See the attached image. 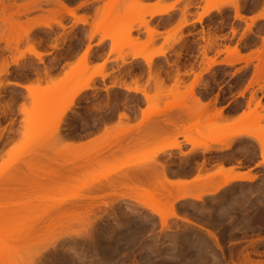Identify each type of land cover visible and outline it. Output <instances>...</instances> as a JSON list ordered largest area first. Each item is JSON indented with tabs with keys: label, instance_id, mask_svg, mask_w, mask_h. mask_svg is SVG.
<instances>
[{
	"label": "rangeland",
	"instance_id": "rangeland-1",
	"mask_svg": "<svg viewBox=\"0 0 264 264\" xmlns=\"http://www.w3.org/2000/svg\"><path fill=\"white\" fill-rule=\"evenodd\" d=\"M104 1V8L100 9L98 17L92 23V37L99 35L100 41L110 40L108 56L102 64L95 66V70L89 71L86 55L90 53L91 46L88 44V53L85 52L84 55L86 58L80 56L57 76L52 73L57 71L63 58L54 53L46 62L42 46L46 41H50L51 35L41 29L48 25L50 28L58 26L65 30L62 16L57 12L58 7L50 6L49 0L2 1L0 67L3 61L9 66L7 74L0 77L1 84L7 83L0 88V107L7 105L9 109L5 114L0 110V175L7 168L20 165L21 159L25 157L23 160H27V154L36 152L35 150L42 151L45 155L43 163L46 159H55L56 152L60 153L62 158L76 160L75 165H80V161L83 164L85 159L80 158L84 157L90 162H85L87 165L84 163V170L75 176L69 185L53 191V194H44L54 202L66 201L65 199L73 201L76 195L87 196V192L81 190L83 187L105 175L108 177L109 173L110 179L115 178L113 173L116 170L136 171L142 164L135 166L137 160H146L144 163L156 162L158 147L174 143L180 147L179 138L182 137L185 142L191 144V148L193 143L207 144L210 150L201 154L194 153L185 160L181 159L180 165L191 166L194 162H202L203 165L227 162L233 158L243 166H253L260 160L256 166L258 180L234 183L200 201L180 203L177 210L187 213L193 220L179 217L171 198H163V189L159 190L157 187L161 184V177L157 170L149 172L150 167L148 170L144 169V175H139L140 179L137 176L132 183L127 182L126 186L121 184L124 187L119 185V189L114 188L117 190H106L92 195V199L96 197L94 200L98 203H94L97 206L94 205L92 212L89 211L91 213L85 215L88 211L82 213L78 210L80 212L63 215L64 217L56 218L49 229L41 230V224L37 223L45 217L60 216V212H41L53 207L51 201L24 206L10 204L5 212L0 213V264H110L112 261L111 264H264V157L262 158L260 152V158L258 157L256 143H259L255 138L246 136L247 138L237 141L236 150L232 153L218 152L211 146L215 138L232 141L238 130L255 135L264 134V0H203V10L234 3L237 4L236 8H240L238 7L237 12L232 15L225 6L220 13L211 12L214 14L205 17L206 21L201 22L199 26L186 30L184 27L188 24L190 12L187 10L188 6H185L180 18L166 31L159 47L155 46L158 30L173 23L174 17L165 16L149 23L146 20L148 14L137 13L144 12L149 6L166 5L162 0H156L154 3H145V0ZM54 2L56 4L61 1ZM25 3L30 10L21 14L20 6ZM248 12H257L258 18L249 23L238 21ZM86 20L79 17L75 22ZM141 20L146 21L147 27L140 23ZM184 22L186 25L179 27ZM37 23L44 25L32 30ZM155 24L159 27H155ZM129 27H132V30L127 34ZM148 27L155 29V32H145ZM143 33L146 34L145 38H142ZM71 34L78 38L81 31ZM26 35H30V40ZM232 48L240 55L247 56L249 60L227 65V68L213 76L212 83L230 78V81L235 82L237 79L240 86L245 85V91L251 90L245 102V111L236 128L221 120L222 114L219 116L217 112L211 113L208 108L204 110V107L198 106L197 103L190 107V101L193 99L189 95V86L185 83L190 74L194 78L200 75L199 79L196 78L199 82L208 68L207 61L209 64V59L214 58L218 62V58ZM57 49L58 44L53 45L52 50ZM31 50L40 53L41 57H34L30 54ZM156 50L165 53L173 50L174 55L171 59L153 62L149 67L139 61L142 56ZM112 56L115 57L114 60L110 59ZM113 61L119 62L120 80L114 79L103 87V91L92 86L95 92L79 93L71 100L67 95L68 90L82 84L90 72L101 71L108 76L106 65ZM122 61L127 63L123 64ZM124 66L127 67L123 68ZM181 69L185 71L181 72ZM176 73L181 76L178 78ZM12 76L16 79H30L31 91L24 94L22 91L6 87L9 85L7 77ZM129 76L133 78L134 86L142 88L149 95L142 124L131 123L129 120L125 122V119L118 117L123 112L135 113L141 105L139 95L124 93L115 88L116 86L110 87ZM141 81L144 82V87H140ZM107 88L109 90H106ZM257 90L261 91L259 100ZM70 101L73 105L71 104L70 110L62 118L60 129L61 136H65L62 140H66L44 143L45 138L53 133V126ZM185 103L186 108L190 109L189 121L169 119L162 122L159 117L164 113L153 112L165 105L181 110L180 105ZM237 105L241 106L240 102H237ZM186 108H183V111H188ZM253 109L255 113L249 115ZM164 125L175 129L167 138L162 137ZM125 134L127 135L124 136ZM118 136L122 140L118 139ZM146 136L152 142L147 151H141L142 143L145 144L142 137ZM117 140L120 142L117 143ZM220 144L223 149L222 143ZM166 157L169 164L175 160L172 155ZM151 159L155 160L148 161ZM58 161L62 163L63 160ZM158 161L155 164L162 163ZM162 164L165 170L166 163ZM147 180L153 184L145 185ZM99 184H105V181L102 180ZM167 186L164 185V188H168L166 191L171 194L173 190L187 193L185 186ZM134 200H137V203ZM15 201L17 200L11 199L9 202ZM0 205L2 206L3 202L0 201ZM154 209L161 210L167 217L164 227L160 225ZM171 213L178 217H172ZM83 217H88V227L83 223ZM171 218H178L185 223L170 222Z\"/></svg>",
	"mask_w": 264,
	"mask_h": 264
},
{
	"label": "crops",
	"instance_id": "crops-1",
	"mask_svg": "<svg viewBox=\"0 0 264 264\" xmlns=\"http://www.w3.org/2000/svg\"><path fill=\"white\" fill-rule=\"evenodd\" d=\"M49 1H50L49 3L50 6L55 5V2H54L55 0H49ZM60 1L68 8L74 9L75 12L73 16L63 14L62 19H63V25L65 27V30H63V28L58 27V26H52L50 29L47 27H44L41 29L46 34L49 33L51 35L50 41H46L44 45L42 46L43 52L45 54L44 59L47 62L53 56L54 53L60 54L62 56L63 61L60 63L59 68L57 69L56 72L52 73L53 76H57V75L62 74L63 70L66 69L67 65L73 64L80 56H82L85 53L88 47V44H90L91 49H90V53L87 55L88 57L87 60H88V65H89V71H93L95 70V66L103 63L106 56H108L110 47H111V42L109 39L100 41L99 35H96L95 37H91L92 30H93L92 23L98 17L99 15L98 13L100 9L104 8L105 1L104 0H60ZM155 1L156 0H145V3H154ZM162 3H165L166 5H173L174 9L169 13V15H156L153 17L147 16L146 20L149 23H152L154 20H158L159 18H162L165 16H173L174 22L169 24L166 27H160V29L158 30L159 35L157 36V41L155 43L156 47H159L162 44V40H163V37L165 36L166 31L171 29L172 26L176 23V21L180 18L182 14V9L185 6H188L187 10H189L190 12L188 16V24L184 27L185 30L187 28L199 26L201 22L206 21L207 19V18H204L200 23L196 21L198 14L202 12L204 5H205L203 0H162ZM54 7H57V6H54ZM225 8L229 9L232 12V15L235 14V10L232 5H228ZM211 14H214V13H211ZM257 15H258L257 12H250V13L248 12L244 14L243 18L239 19L238 21L242 23H249L251 20L250 18L252 17L258 18ZM79 17L86 18L87 19L86 22L76 23L75 21ZM76 31H81V36L78 38L75 35L71 34V32H76ZM193 35H195V33ZM145 37H146V34L143 33L142 38H145ZM55 44H58V49L52 50V47ZM173 55H174L173 50H169L168 52L165 53L164 56H160L156 58L154 62L171 59ZM226 57H227V54L225 53L222 54L218 58V62H219L218 64L208 67L209 69L206 68L205 72H203V78L198 82V85L195 86L196 83L193 81L194 77L191 74L189 75L190 77L185 83L188 86L190 85L191 88L193 87L191 83L193 82L195 83V84L193 83L195 86L194 87L195 89L193 88L195 90V94H197L198 92L197 95L201 97L200 103H197L198 106L206 107V105H208L207 108L210 110L211 113H216V111L220 109L219 107H222L221 109L223 111H222V115L220 116V119L230 123V126H232V128H236L238 126V121L242 113L245 111V102L250 96L251 90L248 89L245 91V85L240 86L237 82L238 81L237 79H235V82L230 81L231 80L230 78L228 80H224V81L219 80L218 82L212 83L213 76L216 75L219 71L227 68V65L223 63V61L225 62L227 60ZM114 58L115 57L112 56L110 59L114 60ZM139 61L142 62V60H139ZM118 66H119V62L116 63L113 61V62L108 63L106 65V72L109 73V75L106 76L104 79L98 75L93 76L91 79V85L94 87H98L100 91H103L104 86H107L114 79H119ZM125 67L127 66H124L123 68ZM184 71L185 69H181V72H184ZM188 73H191V72L188 71ZM7 79L9 80L8 82L18 81L22 84H27V85H29V83L31 82L30 79H26V78L16 79L13 76L7 77ZM118 83L119 85L123 84V86L127 85L132 88L134 87L133 78L131 76L123 78V80L118 81ZM139 85L140 87H144V82L141 81ZM6 87H10L15 90L22 91L24 94H26L27 92V90L20 88V87H16L12 84H9ZM115 88L120 89L124 93H127V94H134V95L140 96V99H141L140 107L136 110L135 113H130V114L127 113V116L129 115L128 117L131 123L140 122L142 124L143 123L142 122L143 121V111L145 110L147 106V101L145 100V98H143V96L139 93H136L133 91H127L121 87L118 88L117 86ZM151 89L152 88L150 87V90ZM93 92H95L94 89H90V90L84 91L83 93H93ZM260 92L261 91L257 90L258 99H261ZM214 101H215V104L212 103ZM237 102H240L241 106H238ZM195 104L196 102H194V100L190 101V107L194 106ZM18 107L19 105L17 106V108ZM171 109L164 112L163 115H160L161 117L159 118L160 120H162V122L164 120L166 121L169 119L175 120V121L181 120L180 122H185L187 120L189 121V119L191 118L190 112L187 113L183 110L180 111L179 108H171ZM173 131H175L173 127L164 125V129L162 130L163 132L162 137L167 138V136L171 135ZM245 138L247 137L239 136V137L234 138L231 148L227 150H221L220 143H214L211 146H212V149L215 151L218 150V152H222V153H232L236 150L237 141L241 139H245ZM142 139L143 140L145 139V144L144 142L142 143L141 151H144V150L147 151V149L149 148V145H151L152 140H150L148 136H146L145 138L142 137ZM179 143H180V149L165 150L163 152L157 153L156 157H157V160H159L160 162L166 163L165 165L167 169L165 168V171L167 174L166 178L168 179V181L170 182L172 181L173 182L172 184H175V185L176 183L177 184L184 183L187 194H191V195L199 194L201 192H204L205 190L207 191L209 189L211 190L212 187L216 186L222 180V177L215 176V177L207 178V175L212 174L220 166L223 169H233L234 173L236 174L238 173V175L241 174L243 176L244 175L251 176V177L254 176L253 182L258 180V173L256 171L257 169L256 166L258 162H260V160H258L257 163H255L256 166L255 165L243 166L239 164L237 159H232L227 162H220V164L219 162H217L218 164L215 162V163L203 165L202 162H198V163L194 162L191 166L180 165L179 160L188 159L194 153L201 154L202 150L198 149L196 151L189 152L191 151V144L185 142L182 137L179 138ZM144 145L145 147L143 148ZM258 147H259L258 144H256L258 157L260 158V155H259L260 148ZM183 153H186V155H183ZM144 155L146 154H143V156ZM169 155H172L175 158V160L173 159V161L170 164L167 162V157H166ZM153 163L154 162L143 163L140 165V167L143 165L142 167L144 169H147V166L150 167L149 165H151V167H153L152 165L156 166L155 165L156 162L154 164ZM142 167L140 169H142ZM201 177L203 178L206 177V178L202 181H199L198 179ZM234 183H250V182L235 181L232 184ZM152 184L153 183L148 180L145 182V185L151 186ZM180 193H182L181 190L172 191L171 201L176 210L178 209L177 206L182 202L195 201L192 198H186L182 200L176 199L174 201L175 197L179 196ZM210 196L212 195H204L203 199L208 198ZM177 215L181 218L193 220L191 216H189L187 213L183 211L177 210ZM169 221L185 223L178 218H171Z\"/></svg>",
	"mask_w": 264,
	"mask_h": 264
},
{
	"label": "bare ground",
	"instance_id": "bare-ground-1",
	"mask_svg": "<svg viewBox=\"0 0 264 264\" xmlns=\"http://www.w3.org/2000/svg\"><path fill=\"white\" fill-rule=\"evenodd\" d=\"M2 1L3 0H0V5H1V3L3 5V2ZM25 4H27V3H25ZM25 4L24 5H21V6L19 5L21 7V9H22V11H20L21 14H23L24 12L30 10V8L28 7V4L27 5H25ZM56 4L54 6H57L59 8V9L57 8V10H58L57 12L62 17H63V14H67V15H72L73 16V14L75 12L74 9L68 8L62 2H59L57 5ZM236 5L237 4H235V3L232 4L233 8L235 7L234 10L237 12L236 9L239 6L236 8ZM225 6H228V5L227 4H221V5H218V6H215V7L205 8L204 10H202L201 13H199L198 18H197L196 21L200 23L202 21V19H204L205 17H208L211 14V12H213V11H215L217 13H220L222 11V8L225 7ZM173 9H174V7L172 5H170V6H168V5L167 6L166 5L160 6L159 5V6H154V7L149 6V8H147L144 12H140V13H137V14L141 15V13H144V14L146 13V14L149 15V17H153V16H156V15H169V13ZM239 17H240V15H239ZM250 19L253 20V19H255V17L254 18L252 17ZM140 23L141 24H145V26L147 27L146 21L141 20ZM57 24L58 25H61L60 22H57ZM43 25H44L43 23H40V24L37 23L31 29L34 30V29H37L39 27H42ZM155 25H157V24H155ZM183 25L184 26L186 25L185 22L183 24L179 25V27H183ZM45 26H47V28H50V27H48V25H45ZM150 27H148L147 29H145L146 30L145 32H148L149 34H153V32H155L154 31L155 29L153 30ZM155 27L158 28L159 26L157 25ZM131 30H132V27H129V29L127 30V34H129ZM125 32H126V30H125ZM91 37H92V35H91ZM91 37H89V38H91ZM26 38L30 40V35L29 36L26 35ZM212 40H214V39H212ZM207 42L209 43L210 41H207ZM15 49H16V47H15ZM87 51H88V48L86 49L85 52L88 53ZM226 52H227L226 54H228L227 57L229 58V60H226L225 62L223 61V63L226 64V65L234 64V62L236 63L237 61H240V62L241 61L242 62L245 61L246 62V61L249 60V58H247V56L240 55V53L238 51L236 52V49L234 50L232 48L231 50L229 49V51H226ZM86 53H84L83 56L86 55ZM150 53H149V55L147 54V56L145 55V56H142L141 57V59L144 62V64H146L148 67L150 66V64H152L154 62V60L156 58L165 55V51H162V50H160V51L159 50H156V52L153 51L151 54ZM30 54L34 55V57H36V58H40L41 57V54L40 53L34 52L33 50L30 51ZM86 56H84V58H86ZM133 58H136V56H133ZM208 59L209 58H207V60ZM209 60H210L209 61V64H208V61H207V67H211V66H214V65H216V64L219 63V62H216V60L214 58H211ZM16 63H17V59L14 60V64H16ZM126 63L127 62H123V64H126ZM262 63H264V58L262 59ZM1 64L2 65L0 67V77L2 75H6L7 74V71L6 70H7V67L9 66V64L6 61H3ZM207 69H209V68H207ZM176 74L178 75V78H179V75L181 76V74H179V73H176ZM88 75L89 76H87V78L82 82V84L80 83V85L78 84V87L76 86L75 88H71L70 90H68L67 95L70 96L71 100L76 95H78L79 93H83L84 91L90 90V89L93 88L92 85H91V79H92L93 76L98 75V76H100L103 79L106 77V74L103 73V72H101V71H98V72L96 71V72H93V73L90 72ZM177 75H176V77H177ZM198 76L200 77V75H196L195 77L197 78ZM199 77H198V79H199ZM196 78L193 79V81L196 84L192 81L195 84V86L198 85V82H197L198 79H196ZM193 83H191L193 85L192 88H191L190 85H189V89L187 88L189 90V95L192 97V99L194 100V102H196V103L199 102L200 103V101H201L200 98L201 97H199L197 95L198 92H197V94H195V90H194L195 89L194 88L195 86H194ZM6 84L7 83L1 84V81H0V88L3 87V86H5ZM9 84H12V85H14L16 87L23 88V89L27 90V92L29 90L31 91V86H30L31 84H29V85L22 84V83H20L18 81L17 82L16 81L15 82L12 81V82H9ZM113 86H117L118 88L121 87V88H123V89H125L127 91H133V92L139 93V94H141L143 96V98H145V100H147L149 98L148 93L145 90H143L142 88H139L136 85L133 88L132 87H129L127 85L126 86L125 85L123 86V84L122 85H119V83L116 84V85L114 83L112 85H110V87H113ZM106 90H109V88H107ZM216 97H215V99H216ZM249 100H250V98H249ZM249 100L247 101V103L249 102ZM212 103L215 104V101L212 102ZM71 104H72V101H70L64 107V109L60 113V116H59L58 121L53 126V128H54L53 131H52L53 133H51L47 138H45L46 140L44 141V143H46L48 141L60 142V141L66 140V139H63L62 140V138H64L65 136L64 137H62L63 135L61 136L60 129H61V123L63 122L62 121L63 120L62 118L64 117L65 113H67V111L70 110V107L73 105V104L72 105ZM208 104H210V103H208ZM257 104H258V101L256 102V105ZM186 105H187L186 103L183 104V105H180V107H182L180 111L184 110L183 108H186ZM259 106H262V105H259ZM207 107H208V105H206V107H204L203 109L206 110ZM170 108H171L170 106L165 105L162 108L156 109L153 112H154V114H156V113L159 114L160 112H163L164 113V112L168 111ZM219 108L220 109L217 110L216 112H217V115L220 116L222 114V111L223 110L221 109L222 107H219ZM7 109H9V107L7 105H3L2 107H0L1 112L4 113V114L6 112H8ZM21 109L23 110L22 107H21ZM187 110L188 111H185V112L189 113L190 109H187ZM153 112H152L151 115H153ZM124 113L125 112L120 113L118 117H119V119H125V122H127V120H129V117H128L129 115L127 116L126 115L127 113H125V114ZM253 113H255V110L254 109L249 112V115H252ZM144 119H145V117H144ZM124 131H123V133L126 132V131L125 132ZM238 131L239 132H236L235 135H233V139L236 138V137H239V136H250V137L255 138V140L260 145V148H261L260 154H261V156L263 158L264 157V136H263L264 134L262 133V134H256L255 135L254 133L251 134V132H248V131H245V130H238ZM126 135L127 134H125L124 136H126ZM124 136L122 135L121 137L123 138ZM68 137H67V139H68ZM79 137H77V138H79ZM121 137H119L118 139L122 140ZM69 138L72 139V137H69ZM74 138H75V136H74ZM186 140L187 141H190V139L189 140L186 139ZM7 141L8 140H6V142ZM116 142L118 143L120 141L117 140ZM212 143H222V146H223L222 148L223 149H221V150H227V149H230L231 148L232 143H233V140L232 141H224V140H221L220 138H215L212 141ZM171 149H180V147H179L178 144H175V143L174 144H170V145H166V146L164 145L163 147H158L156 149V152H163L165 150H171ZM197 149H201L202 152H206V151L210 150V146L207 145V144H194L193 143L192 144L191 151H189V152L196 151ZM35 151L36 152H34V151H32V153L30 152L29 154H27V156L25 155L27 160L24 161L23 159L25 157H23L21 159L22 162L20 163V161H19L20 165L17 162L16 164H18V166L16 165V166H13L11 168H7L3 172V174L0 175V201L3 202V205L2 206L0 205V213L1 212H5L9 208L10 204L17 205V206H19V205L24 206V205L29 204V203L45 204V202L51 201V204H53V207L50 210H47L46 211V209H44L41 212L42 213L52 212V211H54V213L60 212V216L58 215V216H55L54 218H51V216H49V217H45V218L41 219V221L37 223V224H39V223L41 224V230H43V229H49L54 224L55 219L56 218H60V217H64L63 215L66 216V214L68 215L69 213H75V211L77 213L78 210H80L82 213L88 211L87 213H84L85 215L91 213L92 210L94 209V205H95L94 203H96V204L98 203V202H96L94 200V198H96V197L93 196L94 198L92 199V197H91L92 195H94V194L96 195L97 193L104 192L106 190H111V191L112 190H117V189L120 188L119 185H121V184L124 183V186H126V185H128L129 182L132 183V180L134 181V179L137 178V176L140 179L141 174L144 175V168L142 167L143 165L141 166L142 169H140L141 167H138L139 169L138 168L137 169L134 168V169H136V171L133 170V169H132L133 171L129 170L131 172H127V169H126V172H125V170L122 171L123 169L122 170L121 169L120 170H116L113 173V175L115 176V178H110L109 179L108 177L111 176L110 173H109L108 174V177H107V175H105V176L102 177L103 179L102 178L101 179H98L96 181L91 182L89 185L83 187L81 190L84 191V192H87V196L86 195L83 196V194L80 195V196L79 195H76L77 198L75 197V199H73V201L72 200L65 199L66 201H62L61 200V201H58V202H56V201L54 202L51 199H49L46 196H44V194L45 195H47V193L48 194L49 193L53 194L52 193L53 191H57V189L60 190L61 187H63V186L65 187V185L66 186L69 185L70 181L72 179H74L75 176H78L84 170L85 164L87 165V163L90 162V161L88 159H86V158L83 157V158H80V160H84L85 159L84 161L87 162V163H85L83 161L85 163V164L83 163L84 164L83 165L82 164V161H80L81 163L78 161L80 163V165L79 164L75 165L74 163H75L76 160L74 161L73 159H69V158L63 157L64 159H66V160H64L62 158V155L60 153H59L60 154L59 155L58 152H56V158L55 159H46L45 163H43L44 160H42V159H45V155L40 150L39 151L41 153L40 152H37V150H35ZM57 155H59V156H57ZM183 155H186V153H184ZM58 159L63 160L64 162L62 161V163H60L58 161ZM71 160H73V161H71ZM86 160H88V161H86ZM154 160L155 159H151V160H148V161H154ZM140 161L141 160H137L138 163L135 162L134 165L136 166V165H139L141 163L143 164L144 162H146V160L141 161V162ZM157 161H156V163H157ZM40 163H42V164H40ZM160 164H158V165L155 164L156 166L152 165L153 167H151V165H149L151 169L148 166H147V168L150 169L149 172L151 170L152 171H156L157 170L158 174L161 177L160 182H159L161 184L159 186H157V187H159V190L161 188L163 189L164 192H161V195L163 196V198L165 200H167V199L172 198V194H171L170 191H168V190L166 191V189H168V188H164V185H168V186L169 185L170 186L171 185L172 186L174 185V186H177V187H183V186H185V184L184 183H180V184L179 183L178 184L176 183V185H175V184H172L173 183L172 181L171 182L168 181V179L166 178V175H167L166 174V171L164 170V167H163L164 164H162V163H160ZM219 164H220V162H219ZM254 165L256 166V164H254ZM262 165H264V159L262 161ZM145 168H146V166H145ZM146 170H148V169H146ZM145 172H147V171H145ZM217 175H221L222 176V180L216 186L212 187L211 190L210 189L208 191L205 190L204 192H201L199 194H194V195L187 194V193H184L183 192L179 196H176L175 199H174V201L176 199L177 200H182V199H186V198H192L195 201H200V200L203 199L204 195H214V194L218 193L219 191H221L222 189L226 188L227 186L231 185L235 181L253 182V180H254V176L251 177V176H247V175L246 176L245 175L243 176L241 174L238 175V173L237 174L234 173L233 169H223L221 166L219 168H217V170L214 171L212 174L207 175V178L215 177ZM205 178L206 177H204V178L201 177L198 180L199 181H202ZM102 180L105 181V184H99V183H101ZM162 180H163V182H162ZM164 182L166 184H164ZM96 183H98V185H96ZM125 183H127V184H125ZM124 186L121 185V187H124ZM114 188H117V189H114ZM71 197H73V196H71ZM11 199H16L17 201H15L13 203H10L9 201ZM68 199H69V197H68ZM134 201H136V203H137V200H134ZM156 202H158V201H156ZM138 203H140V202L138 201ZM102 204H104V203L102 202ZM95 206H97V205H95ZM80 211H78V212H80ZM89 211H91V212H89ZM153 211L159 217L160 225L162 227H164L165 224H166V221H167V217L163 214V212L161 210L154 209ZM62 212H63V214H62ZM170 215L172 217H178V216H176L173 213H171ZM66 218H68V217H66ZM44 219H46V220L44 221ZM87 219H88V217H83V223H85V225L88 227L89 224H87V221H88ZM193 222L195 223V221H193ZM37 226H39V225H37ZM39 227H37V228H39ZM209 232H211V231H209ZM208 234L211 235V236L213 235L211 233H208ZM134 238H136V236H134ZM140 238H141V236H140ZM115 246H117V245H115ZM140 249H141V247H140ZM98 250H99V248H98ZM109 253H111V252H109ZM141 257L143 258V256H141ZM116 258H117V256H116ZM147 258H148V256H147ZM107 262H108V260H107Z\"/></svg>",
	"mask_w": 264,
	"mask_h": 264
}]
</instances>
